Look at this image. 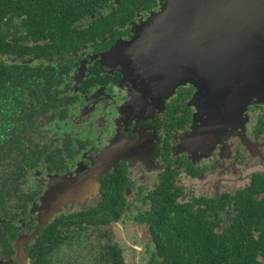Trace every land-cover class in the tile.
<instances>
[{
    "label": "flooded vegetation",
    "instance_id": "obj_1",
    "mask_svg": "<svg viewBox=\"0 0 264 264\" xmlns=\"http://www.w3.org/2000/svg\"><path fill=\"white\" fill-rule=\"evenodd\" d=\"M164 4L0 0L4 43L15 42L16 53L28 55L17 60L10 52L1 60L46 67L49 62L56 65L63 53L61 90L67 97L66 119L53 131L59 138L47 144L56 158L49 159V165L42 160L27 168L21 207L6 213L0 199V264H152L163 261L157 254L162 240L148 221L157 210L189 216L192 229L196 226L201 234L213 236L223 234L236 220L244 221L250 199L260 203L262 220L252 226L259 249L256 245L253 254L263 263L264 95L254 94L244 107L233 106L229 98L239 95L240 88H227L230 125H223L218 135H206L202 124H208L209 108L196 99L199 91L193 82L176 84L163 106L138 111L133 103L136 89L106 62L114 46L131 40L135 28ZM260 49L257 33L243 30L239 65L251 68ZM34 53L54 56L38 59ZM177 57L180 66L186 62L187 55ZM241 80L246 87V78ZM143 96L149 106L157 101ZM118 141L127 144V153L105 168L94 198L61 206L45 223L41 198L49 177L69 176L79 166L90 168Z\"/></svg>",
    "mask_w": 264,
    "mask_h": 264
},
{
    "label": "water",
    "instance_id": "obj_2",
    "mask_svg": "<svg viewBox=\"0 0 264 264\" xmlns=\"http://www.w3.org/2000/svg\"><path fill=\"white\" fill-rule=\"evenodd\" d=\"M166 1L161 11L156 13L153 22L137 34L132 42L114 46L113 56L120 65L117 69L123 71V68H128L127 70L132 71L131 79L136 89L134 91H137L134 92L133 103L137 104V107L150 108L160 103L163 106L173 92L169 82L178 76L177 56H191V61H186L182 68L185 71L191 68L189 65L196 66L184 79L194 83L199 91L196 99L206 103L209 108L208 124H202V130L206 135H218L217 133L223 130V125H230L231 122L228 120L231 113H227L225 106L227 88H240L239 95L233 93L229 98L233 106L242 104L244 107L254 94L264 95V0ZM169 25L170 28L179 30L181 36L193 40V45L197 41L200 58L194 54V48L190 49L189 46H182L181 53L177 50L180 42L182 45L185 43L177 38L173 31L163 32L164 27ZM243 30L256 32L261 38V49L256 51L258 59L252 63L251 68L239 65L240 61L238 62V57H241L239 42ZM150 37L156 41L154 47L144 43ZM164 37H170L172 41L167 42ZM251 53H254V50ZM241 78H246V87L242 85ZM143 92L157 101L147 105ZM126 145L123 141L113 143L110 150L90 168L79 166L69 176H50L47 189L41 198L44 222L46 223L62 205L68 202H84L96 193L105 168L127 153L124 148Z\"/></svg>",
    "mask_w": 264,
    "mask_h": 264
},
{
    "label": "trees",
    "instance_id": "obj_3",
    "mask_svg": "<svg viewBox=\"0 0 264 264\" xmlns=\"http://www.w3.org/2000/svg\"><path fill=\"white\" fill-rule=\"evenodd\" d=\"M10 12L13 16L14 11ZM2 20L0 16V27ZM15 46V42L9 46L4 43L0 28V199L4 200L5 210L21 207L26 201L27 168L56 158L47 144L58 140L53 131L65 121L67 112V97L61 90L64 54H58L56 65L49 62L46 67L2 61L3 54L10 56V52L17 60L28 56L16 53ZM34 55L38 59L54 56ZM58 164L55 168L60 166ZM246 205L248 212L244 221L236 220L223 234L213 236L201 234L196 226L192 229L189 216L176 212L164 215L162 210L154 212L152 218L149 214L148 221L154 223L157 240H162L157 245V254L163 261L152 264H264L255 260L253 254L257 243L252 226L262 220L260 203L250 199ZM244 222L246 228H243ZM168 224L174 227L170 229ZM100 264L115 263L103 261Z\"/></svg>",
    "mask_w": 264,
    "mask_h": 264
},
{
    "label": "rangeland",
    "instance_id": "obj_4",
    "mask_svg": "<svg viewBox=\"0 0 264 264\" xmlns=\"http://www.w3.org/2000/svg\"><path fill=\"white\" fill-rule=\"evenodd\" d=\"M165 2H167L166 0H164ZM161 11V10H160ZM159 11V12H160ZM158 12V13H159ZM154 17L155 16H152L147 22H145V23H143L142 25H139V26H137L136 28H135V30H134V35H133V38L131 39V40H129V41H124V43L125 44H129L130 42H132L133 40H134V38L136 37V35L137 34H139L142 30H144L149 24H151L152 22H153V19H154ZM171 27V25H169V26H167L166 28L164 27V29H163V32L164 33H170V32H174V34H176V37L177 38H179L180 40H182L184 43H185V45H182V44H180L179 43V45H180V47L182 48V46H189V48L190 49H193L194 48V54L198 57V58H200L201 56H200V54H199V52H198V50H199V47H198V43H197V41H195V44L193 45V40H189L187 37H183V36H181V33L179 32V30H177V29H172V28H170ZM174 28H175V26H174ZM185 35H187L186 34V32H183ZM168 35H170V34H168ZM174 36V35H173ZM175 37V36H174ZM164 40L165 41H167V42H170V41H172V39L170 38V37H168L167 39H166V37H164ZM155 42L156 41H154V39L153 38H148L147 40H145V44H146V46H150L151 45V47H154V44H155ZM160 44H161V41L159 42ZM160 46V48H161V50H163L162 49V47H161V45H159ZM164 51V50H163ZM113 54H114V51L112 50V51H110L106 56H105V59H106V62L108 63V66L110 67V68H114V69H116V70H118L117 68L118 67H120V65H119V63L117 62V61H115V56H113ZM169 56V55H168ZM170 57V56H169ZM192 58L191 56H187V58L185 59L187 62L190 60V58ZM191 61V60H190ZM206 62V61H205ZM179 64V63H178ZM183 64H185V63H182L181 64V66L179 65V67L177 68V72H176V74L178 75L176 78H172L171 79V81L169 82V85H170V87H171V89L173 90L177 85L176 84H178L179 82H183V80H186V79H184V77H186V74H181L182 72H184V69L182 68V65ZM168 65V64H167ZM173 65L175 66L176 65V61H174V63H173ZM134 68V62L132 63V69ZM120 69V68H119ZM126 69V70H125ZM123 68V71L122 70H120L121 72H123V74L125 75V78H126V80H125V82H126V84L127 85H129L130 86V88H133V81H132V79H131V77H132V75H133V73H132V71L130 70H127L128 68ZM194 69H191V68H189L188 70H187V72H191L192 73V71H193ZM180 71V72H179ZM179 74H181V75H179ZM176 76V75H175ZM135 84V83H134ZM160 106H161V103H160ZM136 109L138 110V111H142V108L141 109H139V108H137L136 107ZM94 194H92V196H93ZM90 197L89 199H86L84 202H80V204H82V203H84V204H86V202L87 201H89L90 199H93L94 197ZM73 203H79V202H72V203H66V204H73ZM63 206V205H62ZM61 208V207H60Z\"/></svg>",
    "mask_w": 264,
    "mask_h": 264
}]
</instances>
